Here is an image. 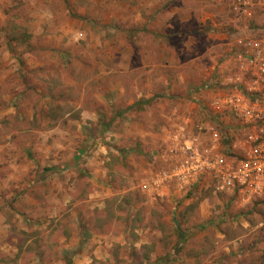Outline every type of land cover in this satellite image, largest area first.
I'll use <instances>...</instances> for the list:
<instances>
[{"label":"rangeland","instance_id":"rangeland-1","mask_svg":"<svg viewBox=\"0 0 264 264\" xmlns=\"http://www.w3.org/2000/svg\"><path fill=\"white\" fill-rule=\"evenodd\" d=\"M226 3L0 0V51H10L11 55L23 52L15 58L14 73L0 69V126L27 127L26 122L22 125L6 112L14 110L25 115L33 107L35 116L28 127L65 128L73 133L83 152L78 161L87 163L93 149L107 148L108 153L101 151V155L110 158L109 189L136 190L140 176L122 172V156L133 152L148 160L166 140L170 123L185 117L187 99L200 91L198 87L212 70L204 63L211 61L213 43L217 45L225 38L232 41L239 27H245L230 14ZM220 35L224 39H214ZM93 113L96 119L90 116ZM86 173L78 175L79 205L74 200L63 207L69 213L51 224L61 231L70 232L71 224L84 230L91 227V203L85 202L91 193V179L84 176ZM128 194L132 199L134 194ZM119 195L106 207L112 215L108 221L102 212L97 214V226L113 225L119 230L117 226L123 224L127 210L130 213L133 208L132 204L127 209L126 199L120 201ZM9 203L13 208H23L22 202ZM202 204L205 212L222 211L218 224H200ZM155 206L138 207L133 223L158 224L166 234L173 223L177 242L189 244L177 243V256L186 253L189 257L186 264H199L204 258L211 261L227 246L235 249L230 256L241 260L249 252L247 257L252 262L264 264V200L242 208L228 198L201 192ZM73 210L76 217L71 215ZM3 223H10L14 233L0 234V242L15 237L17 244H26L33 239L31 249L19 258H27L28 252L58 256L59 243H53V233H29L24 229L41 222L27 223L22 215H7ZM168 235L171 237V232ZM84 248L68 252L81 253ZM116 253L121 254L118 250ZM5 259L7 256L0 255L1 261Z\"/></svg>","mask_w":264,"mask_h":264},{"label":"crops","instance_id":"crops-1","mask_svg":"<svg viewBox=\"0 0 264 264\" xmlns=\"http://www.w3.org/2000/svg\"><path fill=\"white\" fill-rule=\"evenodd\" d=\"M240 34V27H239ZM225 36H217L214 39L222 40ZM211 39V42L214 40ZM212 44V43H211ZM210 44V45H211ZM220 46L213 45L210 48V60L204 63L209 67V74L205 76V80L198 89L187 99L188 107L198 106L206 99L212 96V92L205 89V85L214 78V66L219 56L213 55L218 52ZM214 49V50H213ZM22 51L10 54V51H0V69L1 71L13 72L16 67L15 61ZM26 53V52H24ZM27 54V53H26ZM27 56V55H26ZM16 58V59H15ZM11 66V67H9ZM206 69V68H205ZM15 109V108H14ZM34 108L27 110V114H17L14 110L6 112V116L12 117L14 121L26 122L30 125V121L34 120ZM4 114V113H3ZM2 114V116H3ZM91 114V113H90ZM96 119V114L93 113ZM91 119V118H90ZM19 127L16 129H0V234L14 233L10 223L4 225V217L8 215L15 217L22 215L27 219V223H39L41 225H26V231L55 235L53 243H59V254L55 257L42 255L38 253H29L27 258H19V254H25L27 249H31L33 239L26 244L15 242V237L11 241L5 243L0 242V255L7 259L0 260V264H186L189 263V257L186 253L177 256L176 226L172 223L167 228L170 229L171 237L168 233L159 227L158 224H147L144 221L141 224L133 223L138 207L155 205L170 202L175 197L185 196V192H179L175 189L164 187L157 189L149 186L142 189L143 179L147 174V160L139 157L133 152H125L122 156L123 165L122 172L136 174L140 176L136 190H127L121 187L119 191L109 189L111 178L110 158L103 156L108 153L107 148L93 149V155L88 159L87 163L78 161L82 150L77 146V141L73 133L65 128H53L48 130H38L30 127ZM154 149V148H152ZM101 151L103 154L101 155ZM153 151V150H152ZM127 153V154H126ZM78 154V155H76ZM122 155V154H121ZM78 164V165H77ZM89 170V171H88ZM87 172V173H86ZM91 179V193L86 203H91V227L84 229L78 228L75 224H71V231L60 230L55 225H51L53 220L55 223L64 215L69 213L63 207L69 203L79 205L78 175L82 174ZM142 177V178H141ZM79 191V192H78ZM128 193H133L130 199ZM120 194V195H119ZM119 195L120 201L125 200V206L128 208L133 204L130 213L124 215V222L119 225V230H115L116 226L100 227L95 224L97 214L102 212V216L106 221L111 218L109 210H106L110 199L114 200ZM127 195V196H126ZM129 195V196H128ZM114 197V199H113ZM18 201L23 208H13L9 202ZM124 203L122 204L124 206ZM202 207V215L200 224L212 221L218 224L223 215L219 216L222 211L211 213L205 212L204 204ZM74 209V208H73ZM76 210L71 211V215L76 217ZM190 212H187L189 214ZM229 213H234L230 212ZM232 216V215H231ZM121 217L122 214H121ZM120 217V218H121ZM144 217V215H143ZM187 217V215H186ZM220 219H219V218ZM115 219V217H114ZM117 221V220H115ZM191 229V227H189ZM73 229V230H72ZM8 235V234H7ZM2 236V235H1ZM85 245L81 253H72L68 251ZM181 245H189L187 242ZM23 246V247H21ZM206 251L207 246L204 245ZM192 246H189V248ZM199 255L201 258L202 246L199 247ZM121 252L118 256L116 251ZM43 250V253H46ZM74 251V250H73ZM235 251L230 246L224 247L223 253H217L211 261L204 258L199 264H256L246 256L241 260L230 256ZM68 253V254H67ZM65 254H67L65 256ZM223 255V256H222ZM240 258V257H239Z\"/></svg>","mask_w":264,"mask_h":264},{"label":"built area","instance_id":"built-area-1","mask_svg":"<svg viewBox=\"0 0 264 264\" xmlns=\"http://www.w3.org/2000/svg\"><path fill=\"white\" fill-rule=\"evenodd\" d=\"M226 2L245 27L217 44L212 96L170 123L141 188L209 192L244 208L264 200V0Z\"/></svg>","mask_w":264,"mask_h":264}]
</instances>
